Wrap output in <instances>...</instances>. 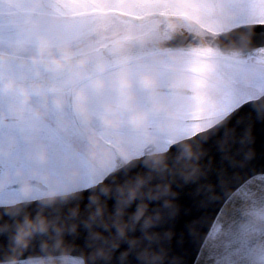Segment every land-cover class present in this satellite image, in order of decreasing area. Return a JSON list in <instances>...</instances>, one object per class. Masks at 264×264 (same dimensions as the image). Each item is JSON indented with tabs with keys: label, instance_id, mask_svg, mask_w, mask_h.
I'll return each mask as SVG.
<instances>
[{
	"label": "clouds",
	"instance_id": "obj_1",
	"mask_svg": "<svg viewBox=\"0 0 264 264\" xmlns=\"http://www.w3.org/2000/svg\"><path fill=\"white\" fill-rule=\"evenodd\" d=\"M144 19L133 23L142 25ZM167 29L174 35L181 29L187 30L193 40L188 45L171 50L159 63L143 71L137 81L131 79L125 68L121 75L124 89L123 104L129 110L127 121L121 120L116 113V105H108L100 118L99 127H93L87 133V158L97 168H108V175L121 169L130 170L137 166L142 171L123 183H101L98 190L88 196L89 212L84 223L89 228V246L91 253L73 257L72 249L64 241L65 226L50 221L42 214L35 218L25 216L24 221L16 225L15 233L10 236L9 252L0 258V264H110L113 254L120 249L117 257L119 264H131L134 257L136 264H179V260L168 259L167 250H157L150 242L161 238L153 232L165 216L166 210L174 208L168 199L172 184L165 182L169 175L179 176L185 182H195L202 174L201 160L205 154L203 142L196 137L207 132L215 123L224 118L215 119L213 115L221 104V90L217 84L216 73L204 68L214 50L206 41V31L202 25L184 20H167ZM159 29L162 25L153 23ZM130 26L120 21L99 25L93 34V43L86 52L78 51L71 43L56 45L47 36H40L34 45L23 38H18L0 50V69L8 70L18 62L25 50L33 48L26 63L37 69V75L49 73L67 78V83H74L79 75L98 55L95 41L104 42L112 56L125 55L134 40L141 47L151 45L144 35H133ZM159 46H166L163 41ZM98 70H106L103 59L98 60ZM102 81H98V85ZM139 87L143 94L131 91ZM8 91L20 90L25 102L31 100V92L15 77L5 80ZM77 108L85 120L91 123L94 117L82 103L83 93L77 94ZM58 103L62 100L58 98ZM174 149V151H172ZM79 175L78 171L72 177ZM4 185L0 183V187ZM31 182H25L23 192L25 201L6 207V214L18 215V205L30 202L33 193ZM70 193L56 190L47 192L45 204H51L58 197L67 198ZM114 200L109 210L107 200ZM159 200L161 205L154 209L152 201ZM242 214L248 208L237 209ZM79 206L71 209L70 216H80ZM103 227L108 232L96 231ZM7 223L0 224V233L10 229ZM55 233L54 243H42L46 256L24 257V250L29 246L30 238L35 233ZM78 224L68 226L67 231L75 233ZM171 238V233L166 234ZM51 249V250H49ZM59 253V255H58Z\"/></svg>",
	"mask_w": 264,
	"mask_h": 264
},
{
	"label": "flooded vegetation",
	"instance_id": "obj_2",
	"mask_svg": "<svg viewBox=\"0 0 264 264\" xmlns=\"http://www.w3.org/2000/svg\"><path fill=\"white\" fill-rule=\"evenodd\" d=\"M141 2L150 4L152 0ZM59 3L60 0H0V50L7 48L8 44L18 38L26 39L34 45L40 36H47L56 45L68 42L78 51L86 52L93 43V34L99 25L120 21L113 19L108 11L94 16L69 17L60 12L57 7ZM146 12L150 13L151 8H146ZM227 18L229 17L224 16L204 26L212 27L216 22L228 21ZM120 22L129 25L133 35H138L152 30L153 23L159 24L160 21L145 20L142 25H135L134 21L128 20ZM94 43L96 48L104 45L99 40ZM32 50L31 46L27 48L23 57H30ZM168 53L131 62L109 72L117 73L115 81L118 83L126 68L128 75L137 81L133 72L142 73L159 63ZM212 58L213 64L215 60L225 63L222 66L214 64L220 69L216 73V82L220 90L229 92V86L233 89L235 83L227 67L238 61L224 57ZM224 75L230 77L226 78ZM94 79L96 78L92 80ZM87 82L66 90L31 96L27 103L22 94L8 91L0 84V183L4 185L0 187V206L25 201L20 184L27 180L38 181L47 187L43 191L38 186H33L30 200L45 197L61 177L57 174L58 169L66 171L64 175L68 177V182L72 185L74 182V185L83 188L97 184L106 176L108 168H97L87 158L88 130L99 127L100 118L110 104L118 107L116 115L120 119H128L130 112L122 102L108 98L105 100L101 95L97 98L94 94L90 95L86 90L89 86ZM78 93H83L82 103L94 117L91 123L85 120L77 108ZM229 93V98L221 95L223 102L217 109V113H224L223 117L241 103L238 100L233 105V90ZM140 96L143 100L141 92ZM58 98L62 103L57 102ZM74 171H78L79 175L72 177Z\"/></svg>",
	"mask_w": 264,
	"mask_h": 264
},
{
	"label": "water",
	"instance_id": "obj_3",
	"mask_svg": "<svg viewBox=\"0 0 264 264\" xmlns=\"http://www.w3.org/2000/svg\"><path fill=\"white\" fill-rule=\"evenodd\" d=\"M161 20L163 21L161 24L162 27L142 34L152 41L150 46L141 47L133 40L130 43V50L122 56H112L109 54L106 46L101 47L97 50L98 55L93 57L92 63L77 77L74 83H67V78L63 76H55L49 73L37 75L38 69L31 63H26V58L21 57L20 60L12 64L8 70L0 69V84L5 85L6 78L15 77L20 84L27 86L31 95H40L50 91L64 90L76 86L79 83L107 70L132 61L143 59L156 53L178 49L182 46L188 45L189 42L193 40L190 33L185 29H181L174 35L170 34L166 26L168 19L161 18ZM165 32H167L168 38L164 37ZM161 41H163L166 46H159V42ZM205 42L214 50V56H230L235 58H246L249 55L258 56L261 54V51L264 50V23L241 24L222 32L208 30ZM100 59H103L106 65V70L104 71L98 70L97 63ZM93 81H96V79ZM15 92L21 93L19 89L15 90ZM256 113L261 117H264V94L256 99L243 103L222 119L220 123L215 124V126L218 127L231 114L249 119ZM262 133H264V128H260L257 122L254 134V139L258 138L256 147L249 149L247 137L252 135L251 131L246 129L243 125L236 126L237 138L241 143H237L234 147L237 151L243 154H247L249 151L254 152L257 148L264 150V134ZM200 163L202 174L195 182H185L179 176L169 175L167 177L165 182L172 184V191L168 194L167 198L173 201V209L176 208V202L172 198L174 195H178L182 205L190 203L188 193H191L192 200L198 201L202 198V192L197 190L196 182L199 181L204 174V156ZM255 167L257 169L264 167V154L257 158ZM126 172L127 170L124 169L113 172L111 175H107L102 182H126L129 180L123 179ZM25 182H31L33 186H39L43 190H46V188L37 181ZM25 182L21 183L20 187H23ZM102 182L90 188L72 192L70 193L72 195H69L67 198L58 197L56 201L51 204L46 205L44 198L22 203L18 205L21 211L15 216L7 215L6 207H0V224L7 223L11 226L9 231L0 233V258H3V256L9 252L10 236L15 233L16 225L22 223L25 216L35 218L37 214H42L50 221L65 226L66 231L64 232L63 238L65 244L72 249L71 255L73 257L79 256L80 254L91 253L93 249L89 246V228L85 225L84 221L89 212L88 196L91 192L97 191L98 186H100ZM176 182L188 184L184 186V192H176L174 187ZM254 183H259V178L251 182V184ZM233 201V203L225 202L217 213L218 218L221 214L223 225L228 224L230 227L235 228L237 233L243 232L246 236V238H240L237 236V238L231 242L230 251L232 254L238 256L239 264H264V261L261 260V255L264 253V243H262V241H264V220H261V216L264 217V204L253 203L252 197H244L241 194H236L233 197ZM107 204L109 210H111L114 200L108 199ZM242 205L248 208L247 213L242 214L240 211H237ZM76 206H79L81 214L78 218L74 219L70 214L71 209ZM154 207H159V205H154ZM178 214L182 217L181 231L183 233L184 241L187 242L191 248V254L196 255V244L192 241L191 236L189 235L190 233L197 239L203 236L206 241L203 249L204 253L211 252L216 243L218 233L216 232L211 238L209 237L216 228L218 219L212 221L211 211L204 209H192L187 214H184L181 210ZM73 223L78 224V230L75 233L67 231L68 226ZM208 229L210 230L207 231L206 234V230ZM95 230L104 232L106 236L108 235V232L105 231L103 227L97 226ZM54 238L55 233L51 229L47 233H35L30 238L29 246L24 250V257L46 256L47 252L42 249V243L47 242L51 245L54 243ZM121 250L122 249L117 250L113 254V259L110 264H119L117 257ZM171 258H176L179 261L184 258L183 249L179 245L172 246ZM194 259L197 264H199L200 261H203V264H208L207 256H195ZM99 264H104V262L101 261Z\"/></svg>",
	"mask_w": 264,
	"mask_h": 264
},
{
	"label": "snow or ice",
	"instance_id": "obj_4",
	"mask_svg": "<svg viewBox=\"0 0 264 264\" xmlns=\"http://www.w3.org/2000/svg\"><path fill=\"white\" fill-rule=\"evenodd\" d=\"M57 7L61 13L69 17L94 16L108 11L112 14L113 19L120 21L165 18L207 25L224 16L237 14L264 21V0H152L150 4H145L141 0H60ZM146 8H151V12H146ZM0 26H2V21H0ZM205 31H208L207 27H205ZM164 37L168 38L167 32L164 33ZM201 70L214 73L220 71L218 67L214 66L211 56L207 58L204 68ZM233 114L218 127H211L207 132L196 137L198 141L203 142L205 150L204 174L196 182L197 190L202 192V198L198 201L192 200L191 193H188L190 203L182 205L178 195H174L172 198L176 202V208L166 210L163 221L152 229L153 232L161 234L160 239L150 242L152 247L157 250L166 249L169 261L172 260V246L179 245L183 249L184 257L179 261V264H197L195 256H207L208 264H239L238 256L230 251V245L237 236L240 238H246V236L243 232L237 233L235 228L228 224L222 226V218H218L217 213L225 202L233 203V197L236 194L252 197L253 203L264 204V167L259 169L255 167L257 158L264 154V150L257 148L254 152L249 151L247 154H243L234 147L237 143H241L237 138L236 126L243 125L252 133L247 137L249 149L255 148L258 139H254L256 125L258 122L260 128H264V117L256 113L251 118L245 119ZM223 115L224 113L216 112L213 115V120L219 119ZM142 170L141 166L132 168L124 174L123 179L133 178ZM257 177H259V183L251 184ZM185 185L188 184L176 182L174 184L176 192H184ZM161 203L159 200L152 201L153 208H158L154 205L160 206ZM192 209L210 210L211 220L219 219L217 240L209 253H204L206 241L203 236L197 239L191 233L189 234L196 244V255L191 254V248L184 241L181 231L182 217L178 213L182 210L184 214H187ZM209 230H206V234ZM169 232L171 233L170 239L166 236ZM130 262L136 264L134 257H130ZM199 264H203V261H200Z\"/></svg>",
	"mask_w": 264,
	"mask_h": 264
},
{
	"label": "rangeland",
	"instance_id": "obj_5",
	"mask_svg": "<svg viewBox=\"0 0 264 264\" xmlns=\"http://www.w3.org/2000/svg\"><path fill=\"white\" fill-rule=\"evenodd\" d=\"M234 19L237 22L257 20V19L242 17L240 15H238V17H234ZM237 22H235V23H237ZM212 26L215 29H221V23L218 24L216 22L215 24H212ZM214 64H216L218 66L225 65V63L221 60H215ZM227 68H228V71L230 72L229 75L240 80V82L242 80H244L246 83L256 84V85L259 82H261V83L264 82V72L259 71L257 69V67H255L254 65L245 64V65H241V66H228ZM133 74L137 79L139 77V75L141 74V72H133ZM116 76H117V73L109 72L100 78H96V81L92 80V81L87 83V85H89V86L86 88V90L89 92L90 95L94 94L96 96V98L99 95H101V96H104L105 100L108 98V99L116 100V102H122L123 103L124 89L122 88L120 78H119L118 83L115 81ZM225 77L228 78L230 76L226 75ZM131 79L133 80L132 77H131ZM98 81H102V84H99L101 86V88L98 86ZM240 82L238 81V83H239L238 85H240ZM234 89L237 90L236 91L237 95L235 93H233L232 96H233V98H235L237 100L241 94L243 95V91L241 88L235 87ZM231 90H233L232 86H229V92ZM131 91H134L138 94H140V92H141V90L138 86L133 88ZM221 91H222L221 95L223 98H225L227 96H228V98L230 97V93L228 91H225L222 89H221ZM245 92H246V90H245ZM237 96H238V98H237ZM221 102H223V101H221ZM121 120L127 121L128 119H121ZM55 172H57V170ZM65 173H66V171L58 169L57 174L61 175V177H59L58 180L55 182L54 186L51 187V190H56V191H59L61 193H67V192L75 191V190L82 188V187L74 185L75 184L74 182H73V185L70 182H68V177L66 175H64Z\"/></svg>",
	"mask_w": 264,
	"mask_h": 264
}]
</instances>
